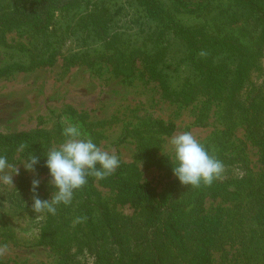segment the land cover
Returning a JSON list of instances; mask_svg holds the SVG:
<instances>
[{
	"label": "rangeland",
	"instance_id": "obj_1",
	"mask_svg": "<svg viewBox=\"0 0 264 264\" xmlns=\"http://www.w3.org/2000/svg\"><path fill=\"white\" fill-rule=\"evenodd\" d=\"M94 1L99 0H88L87 4L84 0H56L52 26L48 31L50 37L46 36L45 40L67 38L70 42L65 50L59 47L60 53L40 60L39 46L35 43L37 39L33 38L29 25L32 16H45L47 13H32L38 5L35 0H0V136L43 133L47 135L51 150L64 141L62 132L65 125L61 117L67 116L72 123L81 125L98 147L120 158L121 163L116 170H134L136 179L165 195L179 186V180L172 171L176 162L169 140L173 135L191 132L210 154L225 165V179L214 181V185L228 179L241 180L246 167L255 184L261 185L260 179L264 174L262 150L253 138L249 116V120L243 122L239 115L250 108V103L257 101V91L263 89L264 94V69H248L252 86L227 90L224 99H215L208 94L210 88L203 90L194 84V89L198 88L196 97L185 102L183 97L171 91L181 90L186 76H190L189 64L177 65L185 51H190L178 40L172 38L170 42H164L163 36L153 33L154 28L151 30L141 21L131 20V12L142 8L143 0H100L102 4L99 6ZM163 1L167 10L177 12L184 20L194 17L193 11L207 4L212 9L230 7L242 12L241 17L233 20L234 24L224 27V33L231 35L232 31H241L247 36L254 34L253 41L258 42L252 56L257 55V51L264 53V17L261 16L264 8L260 0H253L258 8L250 3L251 0H239L238 3L233 0H204L205 4L203 0ZM63 6L66 7L64 13L71 15L75 8L80 7L87 14L86 20L79 21L82 17L79 11L73 19L69 16L60 20L58 8ZM7 18L13 19L12 23L5 24ZM67 25L71 26L68 28ZM104 27L105 33L123 37L119 44L121 49L134 52V70L130 78L116 75L112 62L97 59L89 65L82 58L71 62L66 59L70 52L84 51L83 45L88 40L95 41L96 57L107 43L102 37ZM200 37L197 43L202 49L200 52L205 45L210 47L211 56L206 62L217 58L220 48L231 42L228 40L216 46L206 36ZM148 60H154L160 68H165L170 92L166 91L160 77L150 74ZM162 124L172 125V131H163ZM18 149L7 157L8 163L19 170V174L13 176V187L0 183V245L7 244L9 249L7 255L0 257V264H69L67 260L76 264H106L112 255L114 258L111 257L108 264L115 262L120 254L112 236L101 238L94 234L91 238L93 245L82 243L77 237L83 238V235L77 236L75 229L79 223H72L70 227L66 225L69 221L64 223L63 216L69 215L65 207L69 205H58L52 220H48V214H43L44 219L36 220L37 214L32 211V180H40L36 193L41 200H50L55 189L50 184L48 173L37 167L34 173L25 170L22 163L32 150ZM232 158L238 162L231 164ZM9 171L15 174L14 168ZM185 188L186 192L195 194V199L204 193L203 185ZM228 188L231 192L235 190L234 186ZM95 190L103 200L109 199L111 205L115 204L116 191L97 182ZM259 192L264 193L263 186ZM260 193L255 195L259 206L264 205ZM223 195L222 192H212L203 200L204 212L221 207L227 213L226 225L220 227L218 242L210 250L209 264H264V209L256 219H251L255 216L246 210L257 206L252 203L253 196L234 200ZM114 211L129 218L139 209L132 204H116ZM75 213L78 218L85 212L81 205H77ZM48 230L57 232L62 247L55 250L45 244H32L41 233L45 238ZM103 250L104 259L100 261L98 253Z\"/></svg>",
	"mask_w": 264,
	"mask_h": 264
},
{
	"label": "trees",
	"instance_id": "obj_2",
	"mask_svg": "<svg viewBox=\"0 0 264 264\" xmlns=\"http://www.w3.org/2000/svg\"><path fill=\"white\" fill-rule=\"evenodd\" d=\"M35 1H37L38 5L32 13H38L39 11L47 13L45 16H32V21L29 25L33 38L37 39L35 43L39 46V58L43 60L44 56L50 58L59 52V47H63V50H65L66 45L70 41L67 38H62L60 39L61 41H50L48 39L50 37L48 31L52 26L51 19L54 15L56 0ZM87 1L84 0L85 3ZM233 1L239 2V0ZM94 2L98 6L102 4L100 0ZM206 2L204 1V4ZM250 3L258 8L253 0ZM260 4L264 8V0H260ZM165 6L166 4L163 0H143L142 8L135 9L136 11L131 12L130 15L133 22L141 21L142 25H147L151 30L154 28L153 33L163 36L164 42L166 40L170 42V39L173 38L190 51L189 53L185 51V54L179 58L177 63L178 66L189 64L191 67L190 76H186V83L183 82L182 89L178 91H171L168 83L169 76L164 72L165 68H160L154 60H148L150 62L148 64L150 74L162 79L166 91H171L180 98L183 97L185 102H191L196 97L198 90V88L194 89V84H197V87H202V89L210 88L211 90H206L215 99H224L227 94L226 91L234 87L242 90L246 86L248 88L252 86L248 75L250 70L248 69H264V66H262L264 53L257 51V55L252 56L258 41H253L254 34L253 36H247L241 31H238V33L229 32L231 35L224 33V27L234 24L233 20L241 17L243 15L242 12L231 10L230 7L212 9L207 4L195 9L193 11L194 17H186L184 20L176 14L177 12L172 13ZM177 8L180 7L177 6ZM58 9L61 12L60 20L69 16L72 19L75 18L77 16L76 11H79V15L82 16L79 21H84L85 15H87L81 11L80 7L75 8L72 15L64 13L66 10L65 6ZM261 16L264 17V13ZM11 20L7 18L4 23H12ZM69 26L71 25H67L68 28ZM105 30L104 27V35L102 34V37L107 43H105L104 49L97 53L96 57L94 55L95 41L88 40L83 45L84 51L70 52L66 59L71 62L82 58L87 60L89 65L93 63V60L95 62L97 59L112 62L116 75L130 78L134 70V52L129 53L120 48L119 44L123 40V37L119 36L120 34L114 37L107 31L105 33ZM200 35L206 36L208 41L213 42L216 46L228 40L231 42L227 47L220 48L217 58L213 57L214 60L206 62L208 56H211L210 47L205 45L202 47L204 50L200 52L202 49L197 45L198 40L201 38ZM46 36L48 37L47 40H45ZM97 52H99L98 49ZM201 53H203V56ZM262 85L264 86V83ZM260 90L256 92L258 93L257 101L250 103V108L247 111L243 110L239 118H242L240 121L243 122H247L250 119L251 132L254 140L262 150V163L264 165V104H262L264 94L262 93L263 89ZM248 116L249 119H247ZM172 129V125L164 126L162 124L163 131L169 133ZM46 136L43 133L40 135L35 133L32 135L0 136V156L7 158L21 144H24V149L32 150V154L39 157V163L35 167L49 174V170L45 167L46 154L49 151V140ZM235 162H238V160L232 158L230 163L234 164ZM242 167H244V163ZM262 175L260 179L261 185L257 186L252 173L246 167L241 180L228 179L218 185L213 183L211 187L203 186L204 193L199 196V199H195V194L186 192L187 189L185 187L187 186H182L180 182L178 187L171 190V193L159 194L156 188L150 184L136 179L134 170L129 171L128 168H124L116 170L114 174L103 180L89 177L88 183L82 189L74 192L71 204L65 207V211L69 215L63 216L65 219L64 223L66 224L67 220L70 223L66 225L68 227L72 225L77 218L75 213L76 206L81 205L83 212H85L82 217H86V220L77 224L78 227L75 228L77 236L79 234L83 235V238L77 237V239L82 243L89 242L93 245L94 242H92L91 238L94 234L101 238L106 235L112 236L116 241L115 244L119 247L120 255L115 262L110 264H209L211 260L210 250L218 242L220 227L226 225L227 213L226 209L221 207L215 208L214 211L204 212V197L212 192H222L224 197H230L234 200H238L242 196H253L252 203L257 206L248 208L246 213L255 216V218L251 219H256L259 215L258 213L264 209V205L259 206L255 197L256 193H260L261 187H264V174ZM95 182L100 186L109 187L116 191L115 204L111 205L109 199L106 201L99 196V193L95 190ZM228 186H234L235 190L231 192ZM173 192L175 194H172ZM260 194L264 198V193ZM196 201L197 203H195ZM116 204H132L139 209V212L129 218L121 217L120 214L118 215L114 211V205ZM190 206L192 207L187 209ZM47 218L52 220L53 215L48 214ZM61 242L57 232L54 233L48 230L45 238L44 234L41 233L40 237L32 244H45L56 250L63 246ZM97 250H100V248H97ZM104 253V250L99 251L98 259L100 261L104 259ZM59 255L62 256L63 254L60 252ZM111 257L114 258V255ZM111 257H109L106 264L110 262ZM67 261L69 264H76L69 260ZM58 264L67 263L59 262Z\"/></svg>",
	"mask_w": 264,
	"mask_h": 264
},
{
	"label": "clouds",
	"instance_id": "obj_3",
	"mask_svg": "<svg viewBox=\"0 0 264 264\" xmlns=\"http://www.w3.org/2000/svg\"><path fill=\"white\" fill-rule=\"evenodd\" d=\"M61 121L65 125L62 132L64 141L46 154L45 167L49 170L50 184L55 189L51 199L39 198L36 193L39 179H33L31 182L32 210L37 214V221L44 219L43 214L55 215L60 204L70 205L74 192L82 189L88 183L89 177L106 179L114 174L121 163L117 155L98 147L83 131L81 125L72 123L67 116L61 117ZM169 144L176 162L172 169L173 175L182 186L210 187L214 181L225 179L224 163L210 154L191 132L173 135ZM24 148L25 145L21 144L18 151ZM38 163L39 157L30 153L22 164L26 171L34 173ZM13 168L15 174L9 171ZM18 174L17 166L9 164L5 156H0V183L13 187V176ZM84 220L86 217H78L73 223H81ZM8 251L7 244L0 245V257L7 255Z\"/></svg>",
	"mask_w": 264,
	"mask_h": 264
}]
</instances>
